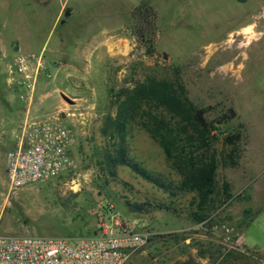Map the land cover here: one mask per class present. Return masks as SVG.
<instances>
[{
    "label": "rangeland",
    "instance_id": "rangeland-1",
    "mask_svg": "<svg viewBox=\"0 0 264 264\" xmlns=\"http://www.w3.org/2000/svg\"><path fill=\"white\" fill-rule=\"evenodd\" d=\"M142 4L157 15L152 55L140 35L149 29L136 12ZM27 52L43 53L52 77L23 105L32 116L57 113L74 128L76 167L12 193L0 166V235L87 236L119 217L154 234L127 264H264V0H0V96L9 103L19 99L7 84V62ZM148 77L179 78L210 121L234 109L224 136L243 126L238 165H220L203 223L191 216L194 194L172 196L123 165L114 176L105 163L112 101ZM0 105L1 158L13 144L16 118ZM126 145L143 168L179 184L144 130L132 125ZM215 148L222 152L221 140ZM127 202L150 206L134 212Z\"/></svg>",
    "mask_w": 264,
    "mask_h": 264
},
{
    "label": "trees",
    "instance_id": "trees-1",
    "mask_svg": "<svg viewBox=\"0 0 264 264\" xmlns=\"http://www.w3.org/2000/svg\"><path fill=\"white\" fill-rule=\"evenodd\" d=\"M136 12H139V19L143 16L142 24L149 28L148 32L141 31L140 35L147 54L152 55L156 12L148 4L139 6ZM112 104H117L116 115H108L103 127L104 135L113 141L104 154L105 163L111 167L110 173L115 176L116 167L123 165L172 196L178 192L194 194L197 210L191 216L196 222L203 223L217 194L220 165L236 167L240 159L243 126L226 136L221 128L237 117L235 110L231 108L217 120H208V109L199 108L189 99L179 78L148 77L133 88L122 89ZM132 125L148 133L162 148L166 161L181 177L179 184L167 182L130 158L126 138ZM220 140L224 146L221 153L215 148ZM223 190L226 199L231 197L228 185L225 184ZM127 205L134 212H144L150 206L149 203L131 202ZM181 264L198 263L190 259Z\"/></svg>",
    "mask_w": 264,
    "mask_h": 264
},
{
    "label": "built area",
    "instance_id": "built-area-1",
    "mask_svg": "<svg viewBox=\"0 0 264 264\" xmlns=\"http://www.w3.org/2000/svg\"><path fill=\"white\" fill-rule=\"evenodd\" d=\"M7 84L17 98L31 105L42 78L52 77L43 53H19L7 62ZM76 131L57 113L29 112L6 154L10 191L55 179L76 167ZM144 225L119 217L100 223L90 236L48 237L0 235V264H127L153 238Z\"/></svg>",
    "mask_w": 264,
    "mask_h": 264
},
{
    "label": "crops",
    "instance_id": "crops-1",
    "mask_svg": "<svg viewBox=\"0 0 264 264\" xmlns=\"http://www.w3.org/2000/svg\"><path fill=\"white\" fill-rule=\"evenodd\" d=\"M9 91L7 90L6 93H8ZM1 95H3V94L1 93ZM10 100H11L12 104L9 103L8 101H5V99H3V96H0V104H2L3 106L7 107L8 111L10 113H12V116H14L16 118L14 121H11V124H9V127L11 126V131H12L13 136H14L12 141H14L15 138L18 136L19 128H20L22 122L26 119V117L28 116L30 111L26 110V105L25 104L23 105V102H20V100H19V102L16 101V100L13 102L12 98ZM11 143H10V145H11ZM0 166H1V169H2V173H4L5 178H7L6 154L1 156V158H0Z\"/></svg>",
    "mask_w": 264,
    "mask_h": 264
},
{
    "label": "water",
    "instance_id": "water-1",
    "mask_svg": "<svg viewBox=\"0 0 264 264\" xmlns=\"http://www.w3.org/2000/svg\"><path fill=\"white\" fill-rule=\"evenodd\" d=\"M45 1L46 0H41V3L45 2ZM70 15H71V10L70 9H67L65 11V14H64L65 18L66 19L69 18ZM66 19L65 20H62V22H61L62 25H64L66 23ZM61 96H62L63 100H65L68 104L73 105L75 103L74 100H72L70 97H68L65 94H62Z\"/></svg>",
    "mask_w": 264,
    "mask_h": 264
}]
</instances>
